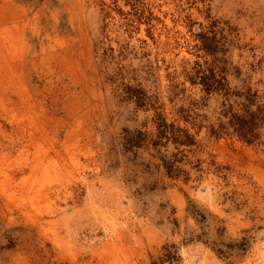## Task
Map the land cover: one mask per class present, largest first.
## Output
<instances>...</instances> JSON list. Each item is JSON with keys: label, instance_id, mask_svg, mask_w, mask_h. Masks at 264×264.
Wrapping results in <instances>:
<instances>
[{"label": "rangeland", "instance_id": "obj_1", "mask_svg": "<svg viewBox=\"0 0 264 264\" xmlns=\"http://www.w3.org/2000/svg\"><path fill=\"white\" fill-rule=\"evenodd\" d=\"M259 106L264 0H0V264H264Z\"/></svg>", "mask_w": 264, "mask_h": 264}, {"label": "trees", "instance_id": "obj_2", "mask_svg": "<svg viewBox=\"0 0 264 264\" xmlns=\"http://www.w3.org/2000/svg\"><path fill=\"white\" fill-rule=\"evenodd\" d=\"M205 49L209 52H213L209 46L205 45ZM195 79L203 86V89L210 93L211 91H219L224 87L225 78L223 76L218 77L214 68H205L200 67L195 74ZM264 110L259 106L255 111L250 109L244 110L243 113H232L227 126H222L223 129L227 127H232L233 131L243 140L251 143L256 140L259 136L257 129L260 127V124L264 121ZM178 130L179 134L175 133L173 125H168L165 122H162L159 125L158 133L156 139L151 141L154 145H166L170 140H173L175 144H193V139L187 134L186 131ZM141 135L142 133L127 134L123 139L124 149L127 151H133L135 148L140 147L141 145ZM177 161V160H176ZM176 161L165 160L164 163L169 173L179 172V168L175 166Z\"/></svg>", "mask_w": 264, "mask_h": 264}, {"label": "bare ground", "instance_id": "obj_3", "mask_svg": "<svg viewBox=\"0 0 264 264\" xmlns=\"http://www.w3.org/2000/svg\"><path fill=\"white\" fill-rule=\"evenodd\" d=\"M262 257V256H261ZM261 260V259H260ZM257 263V262H256Z\"/></svg>", "mask_w": 264, "mask_h": 264}]
</instances>
